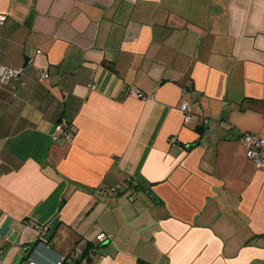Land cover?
Instances as JSON below:
<instances>
[{
	"label": "crops",
	"instance_id": "crops-1",
	"mask_svg": "<svg viewBox=\"0 0 264 264\" xmlns=\"http://www.w3.org/2000/svg\"><path fill=\"white\" fill-rule=\"evenodd\" d=\"M0 15V68H23L0 86L1 263L264 264V173L239 138L264 139V0Z\"/></svg>",
	"mask_w": 264,
	"mask_h": 264
},
{
	"label": "built area",
	"instance_id": "built-area-1",
	"mask_svg": "<svg viewBox=\"0 0 264 264\" xmlns=\"http://www.w3.org/2000/svg\"><path fill=\"white\" fill-rule=\"evenodd\" d=\"M5 20V17L0 15V23H3ZM23 75V68H9L6 66H3L0 68V86H8L13 81H21V77ZM40 80L46 79V74L43 72H40L39 74ZM94 86H90L91 90H94ZM180 110L184 115V121H188L191 116V107L187 102H183L180 105ZM199 111V109H197ZM203 124H207V120H203ZM55 130L61 134V136H64V139H66L67 136V124L63 121H60L56 127ZM240 140L242 141L243 147L245 149V156L247 160L251 161L254 165V167L264 173V139L260 138L258 136L252 135V134H243L240 137ZM97 240L102 242L105 240V237L102 235H99L97 237ZM83 253L79 250L75 251L73 257L74 259H81ZM86 261L87 263H90L89 261L93 259L94 253L93 251L87 252ZM0 264H3L0 262ZM29 264H35V263H29ZM57 264H62L61 262H58Z\"/></svg>",
	"mask_w": 264,
	"mask_h": 264
},
{
	"label": "water",
	"instance_id": "water-1",
	"mask_svg": "<svg viewBox=\"0 0 264 264\" xmlns=\"http://www.w3.org/2000/svg\"><path fill=\"white\" fill-rule=\"evenodd\" d=\"M146 194H148V195H149V192H146ZM149 197H150V198H152V197H151V195H149ZM28 251H29V249H28V250H26V251H24V253L26 254Z\"/></svg>",
	"mask_w": 264,
	"mask_h": 264
},
{
	"label": "trees",
	"instance_id": "trees-1",
	"mask_svg": "<svg viewBox=\"0 0 264 264\" xmlns=\"http://www.w3.org/2000/svg\"><path fill=\"white\" fill-rule=\"evenodd\" d=\"M86 254H87V252H86ZM77 262V261H76ZM79 262V261H78Z\"/></svg>",
	"mask_w": 264,
	"mask_h": 264
}]
</instances>
